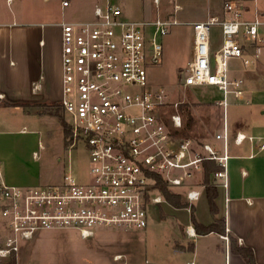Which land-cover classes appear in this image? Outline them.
<instances>
[{
    "label": "built area",
    "instance_id": "obj_1",
    "mask_svg": "<svg viewBox=\"0 0 264 264\" xmlns=\"http://www.w3.org/2000/svg\"><path fill=\"white\" fill-rule=\"evenodd\" d=\"M68 4L61 0L62 6ZM223 7V19L192 22V53L181 78L183 86L209 85L220 92L215 100L220 127L209 140L179 136L178 101L170 102L165 88L147 79L146 68L160 63L161 38L176 19H126L121 7L107 0L94 5L91 17L60 22L59 103L70 127L67 169L60 181L33 186L8 185L0 174V264L11 258L22 264L21 245L45 229L72 228L82 238L97 227L143 229L147 203L162 201L154 191L157 177L169 188H183L192 204L201 195L197 174L205 161L217 166L209 173L210 183L226 191L231 142L248 141L264 150V136L232 134L226 116L228 95L242 99L244 90L242 78H229L227 60L249 63L239 37L255 38L262 21L243 19L235 2L225 1ZM213 23L221 29L215 49L209 34ZM78 144L87 158L82 179L69 159L70 148Z\"/></svg>",
    "mask_w": 264,
    "mask_h": 264
},
{
    "label": "crops",
    "instance_id": "obj_2",
    "mask_svg": "<svg viewBox=\"0 0 264 264\" xmlns=\"http://www.w3.org/2000/svg\"><path fill=\"white\" fill-rule=\"evenodd\" d=\"M225 1L238 4L243 19L262 21L255 38L239 37L243 55L249 60V67L240 78L243 83L255 81L264 89V0H207L201 12L183 14L181 21L192 25L211 16L223 19L227 16L223 7ZM167 14L165 11L164 15L156 17L166 18ZM50 31L60 43V78L53 75L45 51V34ZM192 37L191 28L187 62L192 53ZM60 53V21L50 24L43 19H19L14 12L9 18L0 15V174L8 185L33 186L61 180L64 171L54 181L45 182V154L39 152L45 150V117H56L50 110L59 104L61 97ZM256 105L258 114H264V102ZM236 131L264 136L242 129H235L233 134ZM229 151L228 189L224 191L213 185L217 192L216 214L209 207L203 172L197 174L203 186L199 184L201 195L192 203L194 216L203 226L212 225L215 218L221 220L212 230H197L188 207H175L162 199L160 203H152L161 204L159 215H148L141 236H135L142 239L139 240L140 255L125 248L111 251L108 258L98 262L59 264H247L230 248V239L234 246L251 250L253 264H264V150H257L255 144L244 141L231 142ZM151 224H154V232L161 234L154 247L146 243ZM218 226L221 231L216 229ZM39 233L21 245L20 263L45 264L30 258L28 252L41 237ZM139 241L136 240L137 245Z\"/></svg>",
    "mask_w": 264,
    "mask_h": 264
},
{
    "label": "rangeland",
    "instance_id": "obj_3",
    "mask_svg": "<svg viewBox=\"0 0 264 264\" xmlns=\"http://www.w3.org/2000/svg\"><path fill=\"white\" fill-rule=\"evenodd\" d=\"M104 1L69 0L67 6H62L61 0H10L9 3L7 0H0V15L9 18L14 12L19 19L26 17L31 18L32 21L43 19L50 24L56 21H75L91 17L94 5ZM109 1L121 7L126 19L148 20L164 15V12L167 11L166 18L177 20L176 23L169 26L167 34L162 36V59L157 65L146 68L147 79L153 85L163 86L168 93L170 102L178 101V111L182 118V127L177 131L179 136L209 140L220 127L221 110L215 103L220 92L209 85L186 87L181 83L189 57L188 40L192 28L189 22H182L181 18L186 13L201 12L207 0ZM209 34L211 45L215 49L221 40L220 25L211 24ZM59 50L58 39L54 34H51V31L46 33L45 51L51 63L50 69L53 75H59L60 78ZM227 63L229 78L240 77L249 67L248 64L244 65L240 58H229ZM243 88L242 99H235L232 94L228 95L226 116L231 133L233 134L235 129H242L246 132H257L264 135V114H258L256 105L259 102H264V89L259 88L255 81L251 84L245 81ZM53 111H55L54 108ZM57 111L70 132V127L66 124V114L60 107L57 108ZM45 122L47 130L45 131V150L40 149L39 152L40 155L42 152L45 154V182H48L57 179L67 169L68 142L66 141L67 135L63 133V127L56 117L46 116ZM69 159L72 172L80 179L85 178L87 158L84 146L78 144L70 148ZM169 189L184 191L183 188ZM160 206L161 204L154 205L152 202H148V215H159ZM150 227L151 231H148L146 243L154 247L161 234L157 231L154 232V224H151ZM39 232L41 237L34 241V246L28 252L30 258L45 262V264L98 262L108 258L111 251L125 248H130L135 255L141 254L139 241L141 238L135 237L141 236V229L116 226L97 227L94 234L86 238L80 237L78 231L72 228L45 229ZM136 240L139 241V245ZM13 262L14 259L9 260L8 264H13Z\"/></svg>",
    "mask_w": 264,
    "mask_h": 264
},
{
    "label": "trees",
    "instance_id": "obj_4",
    "mask_svg": "<svg viewBox=\"0 0 264 264\" xmlns=\"http://www.w3.org/2000/svg\"><path fill=\"white\" fill-rule=\"evenodd\" d=\"M59 107L61 108L60 103L58 105H55L54 107L55 111H53V108H52L50 112L57 117L58 121L60 122V125L63 127V130H64L63 133L65 135H68L69 130H67L66 128L65 121H63L62 117L58 115L59 112L57 111V108ZM215 169H217V166L215 165L213 161L208 160L204 162L203 169H202V172H203L202 181L206 185L205 191H206L210 210L213 214L217 213V207L214 202V198L217 192L213 184H210L209 182V173L210 171L215 170ZM154 191L159 193L162 199H164L165 201H167L168 203H170L171 205L175 207H188L191 221L196 225L197 230L203 229L202 231H210L213 229L214 225L221 222V220H219L218 218H215L214 223L212 225L203 226L200 223H198L194 216V209H193L192 204H188L182 192H180L179 190L169 189L166 183L159 177L156 178V182L154 185ZM216 229L218 231H221V228L219 226ZM229 245L233 251L239 253L244 258L247 264H253L254 262L253 254L249 248L242 247V246L240 247L234 246L233 239H230ZM10 260L12 261L13 258H11Z\"/></svg>",
    "mask_w": 264,
    "mask_h": 264
}]
</instances>
